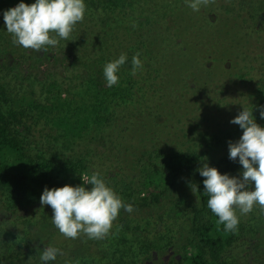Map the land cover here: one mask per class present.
I'll return each mask as SVG.
<instances>
[{"label":"rangeland","instance_id":"1","mask_svg":"<svg viewBox=\"0 0 264 264\" xmlns=\"http://www.w3.org/2000/svg\"><path fill=\"white\" fill-rule=\"evenodd\" d=\"M25 2L31 5L36 0ZM106 2L108 7L100 17L106 20L105 31H109L108 23L115 22L119 26L117 31L126 35H133L134 30L138 33L133 36V42L144 33L143 15L134 16L135 5L140 3L147 9L166 8L167 21H176L177 11H184L186 18H181L186 19L185 48L191 43L194 49L188 48L187 57H183L181 47H177L171 69L161 63L150 72L143 69L136 75H132V70L122 72L120 82L125 89L124 96L120 95L116 102L110 96L106 111L101 113L106 123L94 130L88 129L93 141L102 148L106 147L103 143L108 142L107 136L116 140L123 138L124 156L138 170L150 169L152 164L158 166L157 161L140 158L147 151L192 152L196 158L191 168L199 171L205 163L211 167L218 159L229 155V142L236 143L243 136L240 126L231 121L244 108L253 111L258 125L262 123L264 0H216L199 12L188 7L185 0H130L127 10ZM99 6L102 10V5ZM6 8L5 0H0V19H4ZM180 33L176 28L173 35ZM174 43H178L177 39ZM16 47L23 50L22 46L16 44ZM196 53L200 63L182 68V61L196 60L192 56ZM8 56H0V62H8ZM79 73L83 76L82 71ZM79 73L72 78L46 76L39 82L44 93L47 87L63 90V83L80 93L85 88L84 82L72 80L80 79ZM51 82L56 86L51 87ZM61 97L66 99L67 95L61 93ZM44 101L47 104L51 99ZM107 147L112 149L111 145ZM58 160L63 161V157ZM84 177L80 181L83 182ZM69 182H65L66 185ZM197 184L194 171L183 172L152 209L133 206L131 213L121 209L107 243L97 255L69 260L58 255L55 261L49 262H42L40 255L50 246V236L57 235L61 244L66 241L54 228L51 206L37 201L16 202L14 197L4 194L0 198V264H172L188 254L190 245L197 242L195 230L203 219L199 199L197 204ZM85 186L91 190V185ZM115 192L127 201L126 194ZM259 210L257 206L240 217L247 221L254 219ZM248 254L249 263L253 264L256 253L252 254L250 249Z\"/></svg>","mask_w":264,"mask_h":264},{"label":"trees","instance_id":"2","mask_svg":"<svg viewBox=\"0 0 264 264\" xmlns=\"http://www.w3.org/2000/svg\"><path fill=\"white\" fill-rule=\"evenodd\" d=\"M25 1L5 0L6 10ZM106 1L114 8L127 10L130 0H85V19L75 27L71 39H61L58 46H49L46 53L24 47L22 51L18 50L12 35L7 32L4 19H0V56H10L8 62H0V198L8 194L16 202L37 201L40 204L46 187L49 190L61 188L67 181L73 187L84 186L80 181L82 176L90 177L99 172L109 187L126 194L125 203L152 209L174 179L191 170L197 176L196 193L203 219L195 230L197 242L190 245L188 254L172 264H250V249L252 254L256 253L252 263L264 264V210L257 211L254 219L248 221L237 212L240 218L238 232L226 233L223 225H218V217L207 207L206 178L191 168L195 154L174 149L150 150L140 158L157 161L158 166L152 164L150 169L138 170L124 156L123 138L116 140L107 136L108 142L103 143L106 147L102 148L88 134V129L94 130L99 124L106 123L101 113L107 109V99L112 96L116 102V98L124 96L120 75L132 70V57L137 52L143 70L150 72L161 63L171 69L177 47H181L183 57H187L188 48H193L191 43L185 48L186 19L181 18H186L184 11H177L176 21H167L165 15L169 11L166 8L147 9L140 3L135 5L134 16L143 15L141 26L144 33L133 42V36L138 33L134 30L133 35H126L117 31L119 26L115 22L108 23L109 31H105L106 20L100 17L108 7ZM176 28L181 33L175 37ZM175 39L178 43H174ZM121 54H126L128 59L118 73L119 83L108 87L104 67ZM192 56L197 61L185 59L182 68L200 63L197 53ZM77 73L80 79L72 80L85 84L80 93L67 83L61 84L64 88L61 91L47 87L44 93L42 82H39L46 76L72 78ZM50 86L55 87L56 83L51 82ZM61 93L67 95L66 99L59 98ZM45 98L51 101L45 104ZM261 122L259 126L264 127V119ZM109 145L112 149L107 147ZM60 157L63 161L58 160ZM211 167L221 174L242 179L243 166L238 159L231 160L230 154L218 159ZM54 228L57 229L55 225ZM65 240L61 244L58 236L52 234L49 245L63 252L60 258L69 260L97 255L108 239H93V245L92 239L89 241L86 235Z\"/></svg>","mask_w":264,"mask_h":264},{"label":"clouds","instance_id":"3","mask_svg":"<svg viewBox=\"0 0 264 264\" xmlns=\"http://www.w3.org/2000/svg\"><path fill=\"white\" fill-rule=\"evenodd\" d=\"M185 2L193 11L199 12L216 0ZM86 11L85 0H36L31 5L21 2L6 10L3 16L14 44L46 53L49 46H58L61 39H71L75 27L84 21ZM127 59L126 54H121L105 65L104 76L108 87L119 83L118 73ZM142 69L143 62L137 52L132 57V75ZM260 116L264 119V108L260 110ZM231 123L243 130L238 142H229L230 159H238L243 166L242 179L221 174L207 163L199 172L206 178L204 192L209 197L207 207L218 217V225H223L226 233H237L240 224L237 212L247 215L257 206L264 210V127L257 124L253 111L246 108ZM83 183L84 186L65 185L51 190L46 187L40 198L41 204L51 206L52 222L66 238L77 239L86 235L89 239L103 240L112 233L121 209L131 213L133 206L125 203L99 172L84 177ZM85 184L91 185V190ZM57 255H63V252L49 246L43 250L40 260L55 261Z\"/></svg>","mask_w":264,"mask_h":264}]
</instances>
